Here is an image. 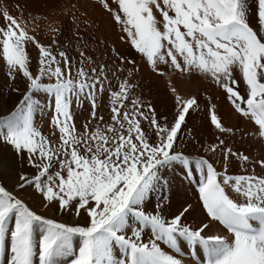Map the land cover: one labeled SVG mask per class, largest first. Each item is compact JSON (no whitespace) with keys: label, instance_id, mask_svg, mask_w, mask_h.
<instances>
[{"label":"snow or ice","instance_id":"obj_1","mask_svg":"<svg viewBox=\"0 0 264 264\" xmlns=\"http://www.w3.org/2000/svg\"><path fill=\"white\" fill-rule=\"evenodd\" d=\"M100 3L153 74L210 81L245 127L230 126L209 97L212 138L186 151V136L197 134L189 122L205 110L198 94L171 86L175 106L159 112L137 91L136 59L117 50L109 67L82 45L73 60L55 13L0 11L10 82L0 109L11 105L0 112V146L32 170L0 174V264H264V155L233 146L238 135L264 142V0ZM85 103L87 115L78 113ZM185 179L195 184L198 222L193 204L172 208ZM25 193L84 222L50 218Z\"/></svg>","mask_w":264,"mask_h":264},{"label":"rangeland","instance_id":"obj_2","mask_svg":"<svg viewBox=\"0 0 264 264\" xmlns=\"http://www.w3.org/2000/svg\"><path fill=\"white\" fill-rule=\"evenodd\" d=\"M72 2L73 0H0V11L7 10L14 16H20L21 10H23V15L25 18H29L30 14L42 16L46 13H55L59 21L67 22V27L64 31V34L63 36L59 37V39L63 47L69 51V54L73 57V60L78 59V53L80 50H82V45L84 48H86L88 55L93 57V59L98 64L106 63L109 65V67L115 66L114 61L115 53L117 50L121 55H126L129 58L136 59L138 62H140V67L143 69V71L139 73L136 78L139 85L137 91L141 94L142 99L151 101V103L157 108L159 112L170 115L175 106L174 97L169 90L171 86H176L182 95H187L190 93L198 94L201 101V107L205 110L199 112L191 118L188 125V128L191 131H193L196 124L201 121L200 118L202 116V113L206 115V106L209 104V97L212 98L211 103H214L215 101V104L217 105V108L221 113L219 109V102L216 100L220 99L221 97L224 98V94L221 90L213 86L210 81L199 79L201 80V83H199V81H193V83H186L184 86L183 84H181V82H183V80L189 81V79H181L178 76H172L171 82H169V79L167 77H161L153 74L148 69V67L142 63L141 58L138 56V54L135 53L130 45L121 41V32L119 26L113 22L110 15L103 9L100 0H78L77 8L73 12H70L68 11V8L66 6L70 5ZM250 2H252V0H250ZM17 5H19V8L17 7ZM4 23L5 21L2 17H0V25H3ZM38 38L46 44L50 43L52 39V37L47 35L44 30L38 31ZM30 51L33 57L37 55V51L35 48H30ZM115 63L118 64L119 62L115 61ZM4 73L5 69L0 65V79L3 80L0 82V95L6 97L9 95L7 86L10 82L7 81ZM155 76L160 78L163 83L162 81H158V84L155 85V83H157L155 82L157 80L154 79ZM5 82L7 85L5 84ZM20 87L23 88L22 82L20 83ZM13 99H15V97H13ZM10 106L11 105L9 104L7 108H9ZM87 108L88 105L87 103H85L84 108L78 109L77 111L78 113L83 112L84 115H87ZM1 111L2 110L0 109V112ZM38 123H40L41 126L48 124V116L45 115L43 118L38 117ZM228 124L230 126H236L235 120L229 121ZM246 139L245 137L241 138L238 135L233 146L246 150L247 152L255 156L263 155L262 151L264 145L262 142L260 143L259 147L257 146L256 148H252L245 141ZM226 141L232 143L230 140H228V138H226ZM192 142L193 141L191 136H186L184 142L186 151L195 152L198 150L199 145L196 144L194 146ZM5 150H8V148L5 146H0V156L4 155L3 151L6 152ZM12 170L14 169L0 166V174H3L6 178L9 179H14L17 172L21 170L25 171L23 168H20V170L18 171ZM26 171L32 170L28 168V170ZM190 188L192 190H195L194 182L193 186H190ZM40 209L43 211V213L39 209L36 210L50 218H58V220L63 222H84L83 220L76 221L78 218L71 215H64V217L56 213L55 215L52 214L50 216L49 214L44 212L47 210L46 208L40 207Z\"/></svg>","mask_w":264,"mask_h":264},{"label":"bare ground","instance_id":"obj_3","mask_svg":"<svg viewBox=\"0 0 264 264\" xmlns=\"http://www.w3.org/2000/svg\"><path fill=\"white\" fill-rule=\"evenodd\" d=\"M2 67V65H1ZM1 76V75H0ZM2 78V77H1ZM154 79H156L157 83L158 84V81H162L160 80V78L158 77H154ZM3 81L0 79V82ZM193 81H199V83H201V80H199V78H196V77H193L191 79H189V81H184L181 82V84H183L185 86L186 83L188 84H191V82L193 83ZM163 83V81H162ZM195 83V82H194ZM6 84V82H5ZM203 84V83H202ZM7 85V84H6ZM182 86V85H181ZM212 86V85H211ZM2 87V86H1ZM180 87V86H179ZM183 88V87H182ZM208 88V87H207ZM184 89V88H183ZM204 89V88H203ZM209 89V88H208ZM207 89V90H208ZM157 90V89H156ZM181 90V89H180ZM205 90V89H204ZM211 92V91H209ZM207 93V92H205ZM220 94V93H219ZM216 101L219 102V109L221 111V114L224 116L225 120H227V122L231 121V120H235V124L236 126H242L245 127L243 121H241V119L236 116L235 114H232L230 112V108H229V105L227 104V102L224 100L223 97H221L220 99H217ZM215 103V101H214ZM8 105H5L3 109H1L2 111L1 112H5L8 110L7 108ZM5 110V111H3ZM202 113V116H201V121H199V123L196 124V126L194 127L193 131L194 133H197L194 137L191 136L192 138V143L194 144V146L198 143H195V141H199L201 139V137H203L204 140H209L212 138V133H213V130L208 126V123H207V115ZM42 123V122H41ZM40 124V123H39ZM45 124V123H44ZM42 130L45 132V133H48V124H45L42 126ZM246 139V137H245ZM249 146H251L252 148H256L257 146L259 147L261 141H259L258 139L256 138H252V139H246L245 140ZM263 145H264V142H262ZM194 149V148H193ZM6 152L3 151L4 155L3 156H0V166L2 167H6V168H11V169H14L16 171L20 170L21 167V162L19 160H17V158L15 157V154L10 151V149L8 150H5ZM263 155H264V147H263V151H262ZM23 169L26 171L28 170L27 166L24 165L23 166ZM10 170V169H8ZM12 170V171H14ZM177 175H181L179 173H177ZM11 178V177H10ZM175 183V182H174ZM31 190H29L30 192ZM179 192V193H178ZM25 195L27 196L28 200H29V203L32 204V206L35 208V209H39L42 213L43 211L40 209L43 208L42 204L40 203V201L37 199V198H34L33 196L29 195V193H25ZM174 202H172V208L175 209L179 206V202H188V203H191L193 204L194 208L196 209V211L194 212L193 214V217H190V220L194 219L196 220L197 222L199 221V219L201 218V214H200V208H199V201H198V194L196 193V190H192L190 188V186H188V182L187 180L185 179L184 180V183L181 184L178 189H177V194H176V197L175 199L173 200ZM45 213L49 214L50 216L52 214H56L58 212L55 211V209L53 208H48L46 211H44ZM60 214V213H58ZM62 216H64V214H60ZM60 217V216H59ZM65 217V216H64ZM58 219V218H57ZM68 219V218H67ZM63 220V219H62ZM80 220H83V219H77L76 221H80ZM69 221V220H68ZM63 222V221H62ZM70 223V222H69ZM214 231H222V229L220 228H216L214 229Z\"/></svg>","mask_w":264,"mask_h":264}]
</instances>
